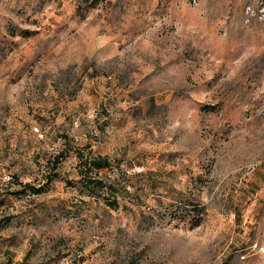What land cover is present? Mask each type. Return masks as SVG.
I'll return each mask as SVG.
<instances>
[{"label": "rangeland", "instance_id": "obj_1", "mask_svg": "<svg viewBox=\"0 0 264 264\" xmlns=\"http://www.w3.org/2000/svg\"><path fill=\"white\" fill-rule=\"evenodd\" d=\"M2 199L0 264H264V0H0Z\"/></svg>", "mask_w": 264, "mask_h": 264}, {"label": "trees", "instance_id": "obj_2", "mask_svg": "<svg viewBox=\"0 0 264 264\" xmlns=\"http://www.w3.org/2000/svg\"><path fill=\"white\" fill-rule=\"evenodd\" d=\"M98 1L99 0H92V4L94 5ZM77 155L79 159V171L82 175V178H84L82 186L89 192V194H108L109 197L105 198L107 205L114 209L118 208L119 201L117 198L116 189H114L112 184H108L98 176L100 170L111 166L109 157L101 155L94 156L91 152H88L87 154L77 152ZM59 159V155L55 156L54 165H57ZM24 187H26V184ZM30 189H32L34 193H39L41 191L40 188L30 187ZM12 193L21 194L24 193V191L18 190ZM3 202V199L0 200V205H2Z\"/></svg>", "mask_w": 264, "mask_h": 264}, {"label": "built area", "instance_id": "obj_3", "mask_svg": "<svg viewBox=\"0 0 264 264\" xmlns=\"http://www.w3.org/2000/svg\"><path fill=\"white\" fill-rule=\"evenodd\" d=\"M190 1L193 2V3H196L197 0H190ZM34 130L38 131V128H35Z\"/></svg>", "mask_w": 264, "mask_h": 264}]
</instances>
